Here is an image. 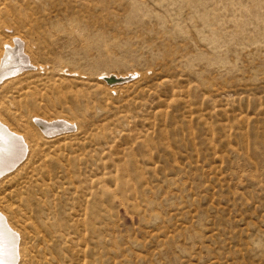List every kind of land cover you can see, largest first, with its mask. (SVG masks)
I'll use <instances>...</instances> for the list:
<instances>
[{
  "label": "rangeland",
  "instance_id": "1",
  "mask_svg": "<svg viewBox=\"0 0 264 264\" xmlns=\"http://www.w3.org/2000/svg\"><path fill=\"white\" fill-rule=\"evenodd\" d=\"M14 41L15 264H264V0H0Z\"/></svg>",
  "mask_w": 264,
  "mask_h": 264
},
{
  "label": "bare ground",
  "instance_id": "2",
  "mask_svg": "<svg viewBox=\"0 0 264 264\" xmlns=\"http://www.w3.org/2000/svg\"><path fill=\"white\" fill-rule=\"evenodd\" d=\"M14 43L15 44L13 45H9L10 47L7 48L6 50L3 49L1 53L2 55L0 56V64H2V67H0V79H2L4 76H11L18 71L25 70V68L30 67V66L28 67V65H31V64L27 65L26 57L22 55V53H20V46L22 45L18 41H14ZM38 119L41 118L38 117ZM55 122H54L55 125H52L53 122L52 124L50 123L51 125L50 124L47 125L49 122L45 124L43 123L40 124L43 125V127L45 126L44 131L47 133L48 132L55 133V131H61V128L62 129L65 128L66 130H69L73 126L67 124L66 121H65L66 123L60 122L58 124H56L57 122L56 123ZM28 148L29 145H28V139H26V135L19 133L15 130L14 131L11 130L9 125H7L0 117V176H2L5 172L13 170V167L17 166L16 164H18L21 161L22 157L25 156L26 154L25 151ZM1 178L2 177H0V179ZM15 236H13L8 231V229L3 223L2 216L0 215V252L3 251V253L0 255V264L16 263V253H14V250L16 249L15 248L16 244H18L17 243L18 239H16L17 237L15 238ZM18 253L21 257L20 250H18Z\"/></svg>",
  "mask_w": 264,
  "mask_h": 264
},
{
  "label": "water",
  "instance_id": "3",
  "mask_svg": "<svg viewBox=\"0 0 264 264\" xmlns=\"http://www.w3.org/2000/svg\"><path fill=\"white\" fill-rule=\"evenodd\" d=\"M108 79H109V80H108L109 83H111V82L117 80L115 76H110V77H108Z\"/></svg>",
  "mask_w": 264,
  "mask_h": 264
},
{
  "label": "snow or ice",
  "instance_id": "4",
  "mask_svg": "<svg viewBox=\"0 0 264 264\" xmlns=\"http://www.w3.org/2000/svg\"><path fill=\"white\" fill-rule=\"evenodd\" d=\"M0 67H2V64H0Z\"/></svg>",
  "mask_w": 264,
  "mask_h": 264
}]
</instances>
